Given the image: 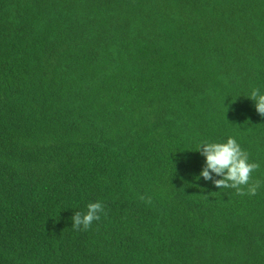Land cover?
<instances>
[{"label":"trees","instance_id":"trees-1","mask_svg":"<svg viewBox=\"0 0 264 264\" xmlns=\"http://www.w3.org/2000/svg\"><path fill=\"white\" fill-rule=\"evenodd\" d=\"M257 88L264 0H0V264H264ZM228 137L255 195L193 178Z\"/></svg>","mask_w":264,"mask_h":264},{"label":"clouds","instance_id":"clouds-1","mask_svg":"<svg viewBox=\"0 0 264 264\" xmlns=\"http://www.w3.org/2000/svg\"><path fill=\"white\" fill-rule=\"evenodd\" d=\"M247 98L253 102L256 113L264 117V92L258 88L253 89ZM195 152H199L205 161L199 174L193 177L195 180L201 177L205 181L211 180L214 173L220 177L213 181L217 188L235 189L241 196L256 194L259 183L252 185L249 184V180L259 165L249 161L248 153L235 138L228 137L224 142H201ZM242 186H247V190L245 191ZM103 213L102 202H90L86 205V211L75 213L71 226L76 230H88L94 221L101 219Z\"/></svg>","mask_w":264,"mask_h":264}]
</instances>
